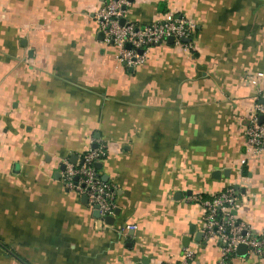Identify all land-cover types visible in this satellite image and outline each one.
Segmentation results:
<instances>
[{
  "label": "crops",
  "instance_id": "crops-1",
  "mask_svg": "<svg viewBox=\"0 0 264 264\" xmlns=\"http://www.w3.org/2000/svg\"><path fill=\"white\" fill-rule=\"evenodd\" d=\"M106 1L0 0V264H178L186 247L217 264L193 197L233 187L238 221L264 229V151L242 163L264 102V0H129L137 25L196 24L192 48L154 45L133 68L99 29ZM98 142L112 224L61 178ZM233 263L264 256L242 246Z\"/></svg>",
  "mask_w": 264,
  "mask_h": 264
},
{
  "label": "built area",
  "instance_id": "built-area-1",
  "mask_svg": "<svg viewBox=\"0 0 264 264\" xmlns=\"http://www.w3.org/2000/svg\"><path fill=\"white\" fill-rule=\"evenodd\" d=\"M129 3V0H107L96 12L99 29L105 41L114 45L119 62L130 68L141 65L148 58V50L154 45L166 43L169 37H173L174 45L193 47L192 38L196 27L193 20L170 14L140 26L126 19ZM187 38L191 40L185 41ZM251 82L258 85L257 79ZM254 106V113L245 132L246 157L242 159L243 164L249 156L264 151V102L258 98ZM107 154L106 144L98 142L96 147L89 148L76 162L64 159L61 171L65 187L87 197L90 207L98 210L102 219L112 215L117 206L115 185L105 181L96 166L97 162L106 159ZM193 199L200 202L202 207L204 235L216 239L220 244L221 257L217 264H234L233 258L240 245L264 256V229L253 233L247 223L238 221L240 200L233 187L208 199L197 196ZM136 228L137 225L126 226V229ZM193 254L194 251L186 247L178 264H191Z\"/></svg>",
  "mask_w": 264,
  "mask_h": 264
},
{
  "label": "water",
  "instance_id": "water-1",
  "mask_svg": "<svg viewBox=\"0 0 264 264\" xmlns=\"http://www.w3.org/2000/svg\"><path fill=\"white\" fill-rule=\"evenodd\" d=\"M122 21L124 22L125 19H123ZM190 40H191L190 38L185 39V41H187V42L190 41ZM173 42H174L173 37H169V38H168V43H173ZM128 46H129V45H128ZM94 147H96V144L94 145ZM76 160H77V156L74 155V156L72 157L71 161H72V162H76ZM96 166L99 167V168H101V167H102V162H97V163H96ZM63 168H64V167L62 166V169H63ZM105 179H106V178H105ZM85 199L87 200V197H85ZM116 213H117V212H116ZM95 215H96L97 217L100 216L98 210H95ZM113 219H114V217L111 216V215H109V216H107V217L105 218V221H106L107 223H109V224H112V223H113ZM242 246H245V245H240L239 247H242Z\"/></svg>",
  "mask_w": 264,
  "mask_h": 264
}]
</instances>
